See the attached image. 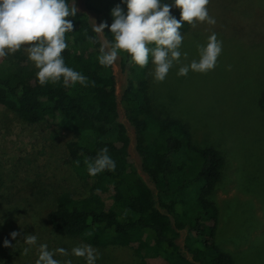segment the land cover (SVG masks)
Segmentation results:
<instances>
[{
    "label": "trees",
    "instance_id": "1",
    "mask_svg": "<svg viewBox=\"0 0 264 264\" xmlns=\"http://www.w3.org/2000/svg\"><path fill=\"white\" fill-rule=\"evenodd\" d=\"M66 3L75 6V0ZM85 3L100 24L109 25L104 36L114 42L112 9L119 4L126 13L127 5L123 0ZM180 13L179 8L171 9L178 20ZM68 19L74 29L66 33L69 47L62 56L66 66L87 77V86L78 82L65 86L62 79L41 86L38 69L25 49L0 58V106L27 123L44 122L56 132L71 133L65 143L66 160L83 189L55 192L44 214L47 224L54 232L90 246L131 248L136 258L129 264L158 260L161 264H234L232 255L216 241L217 208L210 197L221 178L223 153L214 146L196 144L185 122L152 105L148 93L151 56L141 68L128 53L120 52L126 73L121 104L135 130V149L145 178L130 156V135L119 119L114 69L99 64L100 43L89 40L101 41L100 37L85 11ZM190 27L184 22L181 34ZM258 103L264 112V87ZM105 146L116 170L92 177L84 159L95 158ZM41 190L0 189L3 244L9 239L6 223L31 207L29 199L42 194ZM12 245L1 246L3 264H18L22 254Z\"/></svg>",
    "mask_w": 264,
    "mask_h": 264
},
{
    "label": "rangeland",
    "instance_id": "2",
    "mask_svg": "<svg viewBox=\"0 0 264 264\" xmlns=\"http://www.w3.org/2000/svg\"><path fill=\"white\" fill-rule=\"evenodd\" d=\"M74 4L78 11L88 13L93 25L100 24L85 0H75ZM208 10L216 23H197L182 34L180 51L188 56L186 60L182 56L181 64L199 60L197 46L206 45L209 36L216 33L223 50L215 69L178 76L181 65H174L163 82H156L151 62L148 93L159 112L189 126L196 144L211 145L223 153L221 178L210 196L217 208L216 241L232 255L234 264H264V112L258 103L264 87V0H210ZM99 37L101 42L108 41L104 35ZM113 69L119 119L131 139L130 156L146 178L135 149L134 127L121 104L126 73L120 55ZM70 138L68 131L56 132L44 122L27 123L0 106V189H42V194L29 199L31 207L6 223L7 241L22 254L18 264H36L42 244L61 264L66 260L87 264L85 258L72 255L74 247L85 243L54 232L44 218L55 192L83 189L66 160L65 143ZM13 232L18 233L15 239ZM3 234L2 230L0 240ZM28 234L38 237L35 245L25 243ZM182 237L178 238L180 244ZM2 242L0 249L5 244ZM91 247L99 253L96 264H129L136 258L131 248ZM25 248L30 249L27 254L23 253ZM59 248L68 255L55 252ZM4 252L0 250V256ZM152 263L161 264V260Z\"/></svg>",
    "mask_w": 264,
    "mask_h": 264
},
{
    "label": "clouds",
    "instance_id": "3",
    "mask_svg": "<svg viewBox=\"0 0 264 264\" xmlns=\"http://www.w3.org/2000/svg\"><path fill=\"white\" fill-rule=\"evenodd\" d=\"M123 3L127 5L126 13L119 4L111 13L114 22L110 31L114 42H101L89 37L90 42L100 43V65L116 67L119 53L126 52L132 63L143 68L149 64L151 56L156 82H163L174 65H181L178 76H187L189 71L206 74L215 69L223 50V42L218 40L216 33L209 36L206 45L197 46L199 60L181 64L182 56L186 60L188 54L180 51L184 39L180 29L184 22L192 27L204 22L215 25L216 20L208 10L210 0H173V3H162L161 0H123ZM173 7L181 10L179 20L171 14ZM77 11L76 6L70 7L66 0H0V58L25 49L29 60L38 69L36 75L41 86L56 84L61 79L65 86L77 82L87 86V77L66 66L62 56L69 47L66 33L74 29L68 17H75ZM108 27L106 22L99 25L95 23L93 31L104 35V29ZM153 44L155 46L150 47ZM108 153L109 149L105 146L95 158L84 159L90 176L116 170V163ZM75 163L79 166L80 161ZM17 235L16 232L11 233L13 239ZM37 240L36 235L28 234L25 243L35 245ZM4 243L10 246L7 240ZM29 250L25 248L23 253L27 254ZM55 252L68 255L64 248L56 249ZM54 254L46 244L40 245L36 264H61L53 258ZM72 255L85 258L87 264H96L99 259L97 250L86 244L74 247ZM64 264H72V261L66 260Z\"/></svg>",
    "mask_w": 264,
    "mask_h": 264
}]
</instances>
